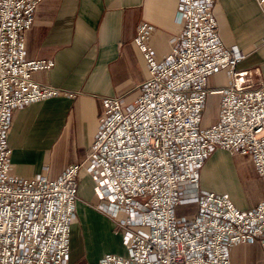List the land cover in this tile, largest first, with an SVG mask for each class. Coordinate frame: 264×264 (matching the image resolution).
<instances>
[{
    "label": "built area",
    "instance_id": "obj_1",
    "mask_svg": "<svg viewBox=\"0 0 264 264\" xmlns=\"http://www.w3.org/2000/svg\"><path fill=\"white\" fill-rule=\"evenodd\" d=\"M45 0H0V264H69L78 217L79 175L95 183L98 210L122 230L126 256L98 264H235L232 250L259 245L264 264V201L240 210L228 194L201 188V171L217 150L252 160L264 187V82L239 83L246 54L226 47L217 0H179L181 31L159 57L151 47L161 30L138 26L134 43L149 79L133 104L106 97L86 159L57 179L25 178L11 170L8 134L18 109L65 96L33 79L53 60H29L27 35ZM264 5V0H256ZM226 72L229 85L208 90ZM210 95L220 96L218 121L203 127ZM196 203V214L177 208Z\"/></svg>",
    "mask_w": 264,
    "mask_h": 264
},
{
    "label": "crops",
    "instance_id": "obj_2",
    "mask_svg": "<svg viewBox=\"0 0 264 264\" xmlns=\"http://www.w3.org/2000/svg\"><path fill=\"white\" fill-rule=\"evenodd\" d=\"M178 3L179 0H45L39 5L27 35L26 56L29 60H53L52 70L37 72L33 79L59 88L66 95L15 111L8 134L14 174L55 180L69 166L86 159L98 132L103 99L120 97L133 104L149 79L146 60L134 43L138 26L148 22L161 30L152 38L151 47L157 56L166 55L181 31L176 21ZM214 14L223 44L246 54L237 66L239 83L257 87L264 82V5L256 0H217ZM229 81L223 72L209 80L208 90L227 87ZM213 157L214 154L205 163L200 177L201 188L208 192L214 191L205 184L203 173ZM248 162L254 166L252 160ZM222 163L231 168L234 176L239 172L232 160ZM258 185L264 196L261 179ZM94 188L93 178L81 170L69 264H98L104 255L111 254L106 250L107 232L116 224L103 214H95L93 208L99 203H95L98 199ZM263 201L237 208L247 210ZM197 211L196 203L177 208L180 217ZM115 235L123 243L122 233L116 231Z\"/></svg>",
    "mask_w": 264,
    "mask_h": 264
},
{
    "label": "rangeland",
    "instance_id": "obj_3",
    "mask_svg": "<svg viewBox=\"0 0 264 264\" xmlns=\"http://www.w3.org/2000/svg\"><path fill=\"white\" fill-rule=\"evenodd\" d=\"M219 105L220 96L210 95L208 97L207 106L203 114V127L212 126L218 121ZM216 159L219 163L224 162L226 159L228 161L232 160L238 166L239 172L234 176L231 168L223 166V163L221 165L216 163ZM214 161L216 162L214 163ZM217 164L220 166H217ZM203 176L205 184L211 190L219 194L228 193L234 199L237 206L245 203L253 205L254 202L264 199L258 185L260 177L246 157L240 155L229 156L222 150H217L204 170ZM95 203L97 204L99 201L95 200ZM93 210L95 214L101 215L98 210V204L94 206ZM116 231L118 234L122 233V230L120 231L116 225L108 230L106 250L111 254L126 256V249L122 243V238L115 235ZM262 259L259 245H241L232 250V260L235 264H262Z\"/></svg>",
    "mask_w": 264,
    "mask_h": 264
}]
</instances>
